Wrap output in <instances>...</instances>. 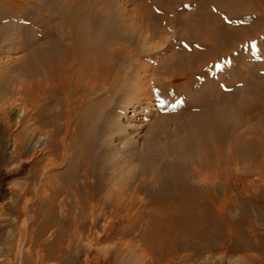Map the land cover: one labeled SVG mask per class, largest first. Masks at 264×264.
I'll use <instances>...</instances> for the list:
<instances>
[{
  "label": "rangeland",
  "instance_id": "rangeland-1",
  "mask_svg": "<svg viewBox=\"0 0 264 264\" xmlns=\"http://www.w3.org/2000/svg\"><path fill=\"white\" fill-rule=\"evenodd\" d=\"M205 2L0 0V174L8 172L4 186H9L10 192L17 190L26 195L18 211L0 217V224L9 219L14 224L26 220L27 226L33 225L29 228L31 234L37 226L33 217L42 193L53 200L55 207L54 213L45 209L48 218H57L42 240H49L52 231L59 230L63 239L79 241L92 256L96 249L106 246V228L118 218L113 239L120 244L122 264H169L168 258L149 254L145 245L150 229L147 220L153 211L148 179L153 173L164 178L190 171L192 162L204 156L205 146L199 142L205 137L202 131L207 125L203 116L211 110L213 88L223 101L230 100L238 108L235 121L242 114L241 109L255 103L258 84L262 82L259 76H264V58L256 57L264 52L260 38L224 59L209 63L200 77L174 74L177 65L172 61L192 48L186 40L184 18L196 14ZM147 15L161 18L154 24L143 18ZM73 16L87 22L89 27L90 17L113 20L114 29L101 37L110 36L119 49L112 59L110 78L83 100L84 105L90 102V116L94 120L82 135L84 117L77 113L80 109L71 116H61V109L52 98L33 102L20 87L21 82L36 77L37 63L47 66L58 59L60 33L68 29V20ZM130 102L141 109L137 119L128 117L134 114ZM242 116L240 131L264 129L257 118L247 113ZM231 124L228 122L224 132L214 135V140L226 150L236 141L229 132ZM10 134L26 145L21 157L12 154L13 146L7 143ZM39 137L46 138L45 147L36 145ZM90 145L93 163L104 177L106 187L113 180L128 181L110 204L104 201L105 192H100L94 208H90V200L86 201V189L80 186L81 173L90 162ZM241 149L248 152L250 147L243 144ZM72 166L77 167L78 181L71 183L69 192L56 194L54 187L62 184L63 174ZM232 168L237 173L245 169L242 162ZM10 196L11 193L1 194L0 202L10 205ZM122 196L125 214L118 217L119 207L115 204ZM85 208L86 214L82 213ZM133 217L135 226L131 222ZM17 229L9 240L15 246ZM239 258L238 255L221 258L215 253L210 262L244 264ZM84 259L83 254L81 260ZM191 262L198 264L199 258Z\"/></svg>",
  "mask_w": 264,
  "mask_h": 264
},
{
  "label": "bare ground",
  "instance_id": "bare-ground-1",
  "mask_svg": "<svg viewBox=\"0 0 264 264\" xmlns=\"http://www.w3.org/2000/svg\"><path fill=\"white\" fill-rule=\"evenodd\" d=\"M143 18L155 24L161 17L147 15ZM112 23L110 18L90 17L89 27L79 17H71L68 29L60 33L58 59L47 66L37 63L36 77L20 83L24 95L33 102L52 98L60 107L61 116H71L80 109L77 113L84 117L81 135L94 120L90 116V102L84 105L83 100L90 98L92 91L110 78L112 59L119 51L110 36L101 37L114 29ZM183 24L186 40L192 48L172 61L177 65L174 74L200 77L209 63L234 54L251 40L260 38L264 43V0H206L196 14L184 18ZM30 55L36 57L34 53ZM256 57L264 58V52ZM259 78L262 82L258 84L255 103L247 104L240 111L257 118L263 126L264 76ZM210 95L211 110L203 116L207 125L202 131L205 137L202 136L203 141L199 142L205 146L204 156L192 162L190 171L164 178H157L153 173L148 179L147 190L153 211L147 220L150 229L146 233V249L149 254L168 258L169 264H193L191 261L196 257L198 264H211L210 258L215 253L221 258L238 255V260L244 264H264V129L240 131L242 114L233 121L238 108L230 100L223 101L216 88ZM129 105L134 113L128 116L129 119H137L141 109L135 107V102ZM228 122L232 123L229 132L236 141L226 150L214 139L226 130ZM69 124L66 122V129ZM81 135L76 134V137ZM18 140L10 134L7 143L13 146L12 154L21 157L26 145ZM35 143L42 147L47 145L45 137H39ZM243 144L250 147L248 152L241 149ZM91 151L90 145V162L81 173L80 186L86 189V201L90 200V208H94L95 197L100 192H105L104 201L110 204L116 193H122L119 191L128 181L123 178L113 180L106 187L104 177L93 163ZM240 162L244 163L245 169L237 173L232 167ZM7 175L8 172L0 174V195L11 193V204L0 202L3 209L0 217L18 211L26 197L17 190L10 192L9 186H4ZM78 176L77 167L72 166L63 174V182L54 187V192H69L71 183L78 181ZM123 196L115 204L119 207L118 217L125 214ZM35 206L33 220L37 226L31 234L29 228L33 225L27 226L26 220L14 224L9 219L0 224V264H122L120 244L113 239L118 218L106 228V246L96 249L90 256L79 241L63 239L59 230L52 231L49 240H42L47 228L57 222L55 216L48 218L45 209L54 213L55 207L53 200L42 193ZM82 213L86 214L87 209ZM131 222L135 226L136 217ZM15 229L18 231L16 246L9 243ZM83 254L85 259L81 260Z\"/></svg>",
  "mask_w": 264,
  "mask_h": 264
}]
</instances>
